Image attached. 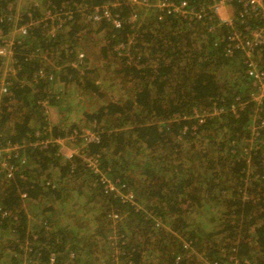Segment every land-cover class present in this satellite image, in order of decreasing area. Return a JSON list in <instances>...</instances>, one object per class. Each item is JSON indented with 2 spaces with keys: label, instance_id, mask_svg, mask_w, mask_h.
<instances>
[{
  "label": "trees",
  "instance_id": "1",
  "mask_svg": "<svg viewBox=\"0 0 264 264\" xmlns=\"http://www.w3.org/2000/svg\"><path fill=\"white\" fill-rule=\"evenodd\" d=\"M17 1L0 0V146L22 145L0 156V264H264V129L252 142L255 87L229 28Z\"/></svg>",
  "mask_w": 264,
  "mask_h": 264
},
{
  "label": "built area",
  "instance_id": "2",
  "mask_svg": "<svg viewBox=\"0 0 264 264\" xmlns=\"http://www.w3.org/2000/svg\"><path fill=\"white\" fill-rule=\"evenodd\" d=\"M127 2L132 6H137L144 9L147 13H156L159 21L164 20L166 15L180 17L193 22H206L207 19H217V26H227L229 28L225 53L227 56H233L236 53H242L247 64L246 73L251 79L252 87H255L251 94L250 101L255 103L256 114L252 121V129L255 137L259 129H264V68L259 64V56L257 51L260 47H264V0H203L200 4L191 3L189 0H112L110 3H104L98 6L93 11L94 20H99L104 16L110 17L112 7L119 6L121 2ZM224 9H230L227 16L222 15ZM142 23L138 20V14L133 13L129 17V22ZM116 26H121L119 20L115 19ZM24 26L18 30L24 33ZM212 26L209 30H214ZM8 43L5 41L4 46L0 47L1 55L10 54ZM5 90V89H4ZM241 103L240 106H244ZM222 109H220V112ZM85 136L89 140H93V133H86ZM84 136V137H85ZM63 144L64 139H55ZM49 140H40L36 143L45 146ZM22 145L6 143L0 146V156L5 155L10 157V153L17 151ZM7 154V155H6ZM89 165L96 167V161L91 157L86 158ZM8 175H12V166L6 165L4 161H0ZM111 186V185H110ZM112 187V186H111ZM22 196H25L23 194ZM54 262V256L51 257V263ZM235 264L239 260L236 259ZM248 263L247 260H245ZM240 263V262H239ZM242 264V263H240Z\"/></svg>",
  "mask_w": 264,
  "mask_h": 264
},
{
  "label": "rangeland",
  "instance_id": "3",
  "mask_svg": "<svg viewBox=\"0 0 264 264\" xmlns=\"http://www.w3.org/2000/svg\"><path fill=\"white\" fill-rule=\"evenodd\" d=\"M25 2V0H18L17 1V7L18 6H21V4H23ZM39 2L43 3V0H39ZM139 8V7H138ZM140 10V8H139ZM137 11V10H135ZM230 9H224L222 11V15L225 17L227 16L229 13H230ZM135 13V12H134ZM132 15V14H131ZM17 35V34H16ZM11 36H12V39L14 38L15 36V32H12L11 33ZM4 41H7L8 43H10L7 39H5ZM93 59H95V55H92L91 56ZM6 68V67H5ZM3 69V70H6L7 71V68L6 69ZM5 71V72H6ZM4 72V74H5ZM223 74V73H222ZM69 95H68V101L69 100H75L73 102L72 105L76 104L78 102V100L76 99V95H75V92L72 88H70V90L68 91ZM78 109H73L72 112L75 113V115L73 116V114L70 116L72 117V119L74 121H77L78 117H79V112L77 111ZM70 116H69V120L67 121V124L70 123ZM64 116H62L61 112L59 110H57L56 108H54L52 111H50V115H49V119L52 121V122H55V123H58L60 122V119L63 118ZM86 133H92L91 131H86ZM85 133V134H86ZM84 135V134H83ZM61 151L64 155H67V156H70L72 154H75V153H78V147H74L73 145L69 144L67 141L63 140V144H62V147H61Z\"/></svg>",
  "mask_w": 264,
  "mask_h": 264
}]
</instances>
